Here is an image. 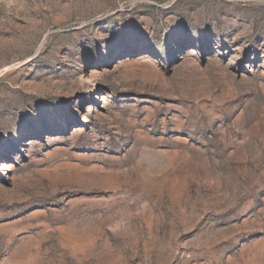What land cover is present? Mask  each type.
Masks as SVG:
<instances>
[{"label": "rangeland", "instance_id": "obj_1", "mask_svg": "<svg viewBox=\"0 0 264 264\" xmlns=\"http://www.w3.org/2000/svg\"><path fill=\"white\" fill-rule=\"evenodd\" d=\"M0 264H264V0H0Z\"/></svg>", "mask_w": 264, "mask_h": 264}]
</instances>
